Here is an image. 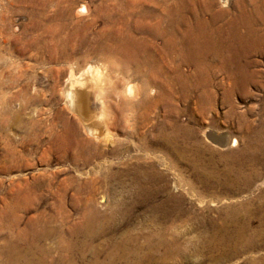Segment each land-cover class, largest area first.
I'll return each mask as SVG.
<instances>
[{
    "label": "rangeland",
    "instance_id": "obj_1",
    "mask_svg": "<svg viewBox=\"0 0 264 264\" xmlns=\"http://www.w3.org/2000/svg\"><path fill=\"white\" fill-rule=\"evenodd\" d=\"M52 1L55 0H35L30 3L23 0H0V78H2L0 79V223L3 226H8L10 222L16 220L18 227L17 230L14 229L12 231L8 228L4 231L0 229V264H12V255L10 253L5 254L4 249H1L4 240L8 239L10 243L15 244L17 247L16 252L17 250L20 253L22 252L21 249H23L24 243L17 239L15 234L17 231L22 232L25 230L30 219L35 220L43 217L45 220H48V224L39 222L38 224L40 225L36 223V227L45 225L49 226L50 230L54 228L57 231H61L62 229V233L65 232L67 234V229L78 225L82 211L89 210L90 207L96 208L103 215L110 216L112 214L113 216H111V223H106L104 220L96 223L98 226L102 224V227H109V231L104 237L102 236L93 242V248L102 252L99 255L100 261L105 260L104 253L106 250H113V248H109L110 245L113 246L114 243L120 242V239L124 236H133L127 240L125 249H128L129 252H134L137 256L135 255L136 257H134L133 254L132 259L123 261L129 264H147V262L148 264L151 262V264H264V91L252 84L248 86L246 90L247 94L243 96L237 93L232 94L230 102L234 107L235 114L229 117L225 116L228 104L221 102L222 90L219 87L220 85L210 86V90L215 96L214 107L204 115H200L196 111L194 105L195 99L192 97L194 95L189 97L185 102L174 97L175 99L173 98L172 105L170 106L176 110L173 113H165L168 115L165 116L166 120H168L167 123L177 124L179 127L165 128L164 133L168 139V145L165 146L167 149L163 151L158 145V147L153 145L149 150L152 151L153 149L154 151L150 152L148 156H143L141 151L139 153L132 147L133 149L128 148L130 150L123 155H139L141 160L138 162L140 163L138 166L140 167H136L134 174L140 175L145 179L148 185L145 183L144 187H147L146 189L149 190L144 189L147 193H150L148 198H151V200L148 199L149 201L143 202L147 199V196H145L144 200L138 201L139 204L137 203V206L135 205L133 208H130V204L133 202V197L131 198L132 189L135 186L134 184H130V178L127 177L129 172L126 173L127 168L122 163L124 159L123 161L111 160L112 167H115L111 169L108 163L103 164L102 161L104 158L108 161L112 159L111 156H108L110 155L109 152L106 151L112 146L110 144L111 138L108 139L109 141L104 142L86 136L84 135L83 127L76 122V125H78L76 128L81 137L90 141L91 139L92 141L95 140L96 143L99 142L97 143L99 149L103 151L101 155L102 159L90 157L89 161L85 164L79 161L75 164L65 159L57 161L54 153L50 152L47 156L44 152H46L45 150H47L54 133H59L63 129L59 121V115L63 114V116L67 115V117H71L63 103V89H61L67 81L68 75L73 74L76 77L88 67L96 68L103 75V83L101 84L102 89H104L103 94L110 93V85L113 82L119 84L118 81L126 80V77L131 74L130 70L133 67V63L135 64L134 61L136 63L140 62V60L142 61L145 59L147 53V51L144 53V50L141 48L130 50L129 48L122 49L110 45L116 41L114 40L115 38L125 37L124 32L112 30L117 28L114 22L118 20L117 17L122 15V13H130L129 16L133 18L139 15V12L143 8L149 7L157 12V9L151 5L162 0H104V2L102 0H65L68 15L61 19L62 21L57 22L53 18L55 9L57 8L51 6ZM167 1L170 2V0ZM233 1L227 0V5L222 6L220 0H214L213 9L215 11L220 9L233 11ZM255 1L264 3L263 0ZM82 5L87 7V13L83 11L79 12ZM136 12L138 13L136 14ZM43 15L45 17L42 18ZM107 20H110V23ZM58 23L60 25L63 24L61 25L64 27L62 28L63 30L55 31L53 29V25ZM43 25L48 28H44ZM103 26L104 29H102ZM138 36L136 35L135 37ZM100 43H103L104 46L102 45L99 48ZM65 55L68 56L66 57ZM250 59L254 60V65L252 63L250 69L254 70L256 81L264 86L263 57L251 56ZM174 62L167 67L169 74V70L175 66H178L182 74L188 73L189 69L186 64H181L182 62L179 61ZM128 63H130V66ZM257 74L261 76L259 77ZM217 77L214 80L215 82L219 81L220 78L223 80L221 75ZM133 81V84H140L138 80ZM223 81L225 83V80ZM223 86L226 87L225 84ZM90 106L92 108L91 116L94 115L91 118L95 120L99 115V106L95 102L93 103V101L90 103ZM141 112L142 110L138 111V113ZM160 114L161 112L158 110L153 112L150 128L148 126L142 129L137 128L136 133L143 132L142 134L145 136H149V133L150 135H155L160 128L155 126H159L165 121V119L160 120ZM239 121L240 123L243 122L242 127L238 126L237 122ZM96 124L99 129H104L99 121ZM112 129L110 133L115 136L113 137V139L115 138V142L118 141L122 146L128 147L137 142L134 146H138L140 135L136 134L131 136L130 139L127 136L128 130L124 132V130L119 128ZM208 132L213 135L225 134L228 137L225 145H220L214 140L209 139L207 137ZM233 139L236 141L234 146H232ZM152 140L154 141L155 139ZM156 142H158L157 139ZM247 145H250V148H247ZM8 149L14 152L11 157L6 154V150ZM163 155L164 157H162ZM144 159L146 162H143ZM237 160H240L241 163L243 162V173L241 172L240 176H236L234 173H229L226 170L230 166L237 165L234 162ZM243 165H248L249 168ZM130 166L131 164L127 165V167ZM253 166H255V169L251 168ZM115 171H117L116 174L112 175ZM117 174H120L119 177H117ZM221 175L226 176L222 178ZM124 176L126 177L124 178ZM161 177H163L162 180ZM216 178L219 182L215 183L217 181ZM235 179L236 181L234 182ZM229 180L233 181L230 182ZM86 184L89 185L86 186ZM77 189H80V191H77ZM75 192H79L80 195L78 196V204L73 205L72 195H75ZM61 194L64 196H61ZM158 200L160 204L162 203L160 208L154 207L159 202ZM163 200L164 202H162ZM118 201L125 206L116 208V203L119 205ZM149 206H153L154 208ZM165 206L168 207L166 208ZM260 211L262 212L260 213ZM261 216H263V219L260 218ZM49 217L54 218L52 220ZM241 226H245V229L248 231L244 230V233L240 234ZM254 230H256V234ZM173 231L179 238L176 235L174 236L175 233ZM166 232H168V235ZM235 234L238 235L237 237H240L239 234L244 237H241L242 239H231L233 238L231 236H235ZM228 236L229 238L227 239ZM219 237H222L221 244L218 242ZM149 239L150 241H148ZM60 240H62L61 236L56 233L37 244V246H41H38L40 249L44 248L48 251L49 255L45 257L48 258L47 261L49 259L54 261V264H58L57 258L60 256ZM201 241L205 244L201 243ZM210 241L214 242L211 243L212 246L205 247L210 244ZM159 243L160 245H158ZM224 245L227 246L225 247ZM216 247L217 249H215ZM50 249L51 251H49ZM148 251L153 252L151 259L146 261L147 258L145 256ZM16 252L13 256H16ZM58 253L59 255H57ZM38 254L33 256L28 255L27 257H36L34 259L39 260L40 256L42 259L41 254ZM86 258L87 260L91 259V255L87 254ZM134 258L143 260L140 263ZM123 262L120 261V264H123Z\"/></svg>",
    "mask_w": 264,
    "mask_h": 264
},
{
    "label": "bare ground",
    "instance_id": "obj_2",
    "mask_svg": "<svg viewBox=\"0 0 264 264\" xmlns=\"http://www.w3.org/2000/svg\"><path fill=\"white\" fill-rule=\"evenodd\" d=\"M23 1H29V3H30V2L35 1V0H23ZM102 1L104 2V0H102ZM226 2H227V0H220V3L222 6L227 5ZM213 3H214V0H170V2L167 0H162L161 2L153 3L151 5L157 9V12L148 7V8H143L142 11L139 12V15H136L133 18H131L129 16L130 13H122V15H119V17H117L118 20L116 22H114L116 24L117 28L112 29V30L124 32L125 37L115 38L114 40H116V41L110 45L117 47V48H122V49L129 48L130 50L131 49L135 50V49L141 48L144 50V53H146V51H147L145 59H143L142 61L140 60V62H138V63H136V61H134L135 64L132 62L133 67L130 70V73H131L130 76L126 77L127 78L126 80L118 81L119 84H117V82H113V84L110 85L111 86V88H110L111 92L109 91L110 93H107L106 95L103 94L104 89H102V86H101V84L103 83V75L101 74V72L98 69L88 67L87 69H84L76 77L73 74H69L67 81L65 82L63 88L61 87V89H63L62 90L63 103L66 106L67 111L69 112L71 117L69 118V117H67V115L63 116V114L59 115V121H60V123L62 125L61 127L63 129L61 128L62 129L61 132L58 131L59 133H56V134L54 133L53 137L52 138L50 137L51 141L48 144L47 150H45L46 152H44V153L47 156H48V154H50V152L54 153L57 161H62L65 159V160H69L71 163H75V164L77 163V161H79L82 164H85L89 161L90 157H92V158L96 157V158L100 159L103 151L99 149V146L97 144L99 142L96 143L95 140L92 141V139H91V141H90L89 139H85V138L81 137L77 131V128H76L78 126V125H76V122H77L79 125H81L83 127V131L85 133L84 135H86V136H89L93 139H96L98 141L101 140L104 142L109 141L108 139L111 138L110 144L112 146H110V149H107L106 151L109 152L110 155H108V156H111L112 159H110L108 161L106 158H104V159L101 158L103 161V164L108 163V166L111 169V168H115V167H112V161L113 160L123 161V159H124V161L122 163L126 166V167L125 166L124 167L127 168V171L126 170L125 171H126V173L129 172V175H127V177L130 178L129 179L130 184H134V186H135V188L132 189L133 191L131 194V198L133 197V202L130 201V202H132L130 204V208L131 207L133 208L138 203L139 200H140V202H141V200H144L145 196H147V199H145L143 202L149 201L148 199L151 200V198H148V195L150 193H147V191L149 189H146L147 187H144V185L146 183L145 179L143 177H141L140 175H139L140 176L139 177L136 174H134L136 167L138 166V164H140V163H138L141 160L139 155L138 154L137 155H130V156L129 155L123 156V155H125V153L128 150H130L128 148H132V147L135 148L138 152L141 151L142 152L141 154L143 156H148V154L150 152L154 151L153 149H152V151L149 150L153 145L154 146L158 145L159 148H161V150H163V151H165L167 149L165 146L168 145L167 144L168 139L164 133L165 128L166 127H171V128L172 127L173 128L179 127L177 124H171L170 123L171 124L170 125L169 123H167L168 120H166V116H168L166 114L167 113L168 114L173 113L176 110V109L174 110L173 107L170 106V105H172L171 103H172V100L174 97L179 98L185 102L186 100H188L189 97L194 95L192 97H194V99H195V102H194L195 109L200 115H204L205 113L209 112L214 107L215 96H214V94H212V91L210 90V86L212 87V85L213 86H219L220 85L219 87L222 90V101L221 102L224 104H228L227 105L228 110L225 113L226 114L225 116L229 117V116L235 114L234 107L230 102L232 94L237 93L238 95L240 94L243 96V95L247 94L246 90H247L248 86H250L252 84L255 85L256 87H258L260 90L264 91V86L260 85V83L258 81H256V78H255L256 74L254 73V70L250 69L251 65L254 61V60L250 59L251 56H261L264 59V11H263L264 10V3L263 2L261 3V1L257 2L255 0H246V1L245 0H234L233 1L234 4L232 3L234 5L233 11H226V10H221V9L218 11H215L213 9V6H214ZM40 6H42V5H40ZM51 6H54L55 8H57V9H55V12L53 15V18L56 22L60 21L61 19H63L64 17H66L68 15L67 5L65 3V0L52 1ZM117 7H119V6H117ZM80 8H81V11H79V12H82V11L86 12L87 11V7L85 5H82ZM47 9H49V8H47ZM40 10H42V9H40ZM31 12H30V14H31ZM132 12H133V10H132ZM137 13L138 12H136V14ZM51 15H52V13H51ZM43 17H45V16L43 15L42 18ZM28 18L30 19V17H28ZM33 19H34V17H33ZM107 22L110 23V20L109 21L107 20ZM107 22H106V26H107ZM31 25H32V23H31ZM54 25H53V29L55 31H59L60 29L64 28L63 26H61L63 24L60 25L58 23V24H54ZM43 26H44V28H48L45 25H43ZM110 28H113V27H110ZM102 29H104V26L102 27ZM107 31H109V30H107ZM72 32H74V31H72ZM105 33H107V32H105ZM114 33H115V31H114ZM110 34H111V32H110ZM136 35H139V36L135 37ZM58 42H59V40H58ZM102 45H103V43H100L99 48L102 47ZM58 46H59V44H58ZM19 49H20V47H19ZM114 51L116 52V50H114ZM120 56H121V54H120ZM132 56H134V55H132ZM121 58H122V56H121ZM52 61H54V60H52ZM174 61L175 62L179 61V62H182L181 64H183V63L186 64L188 66V69H189L188 73L182 74L180 72L178 66H175L174 68L169 70V72H170V74H169L167 71V69H168L167 67L170 66L172 64V62H174ZM129 64L130 63H128V65ZM253 65H254V63H253ZM258 73H260V72H258ZM218 75L219 76L221 75L222 79L225 80V83H223L224 81L221 80V78L217 82L214 81ZM257 76H259V75L257 74ZM0 79H2V78H0ZM133 80H138L140 84H133V82H134ZM224 84L226 85V87L223 86ZM92 101H93V103L95 102L99 106V115L97 118H95V120H93L91 118L94 116V115L91 116V113H92L91 109L92 108L90 106V103ZM139 110H142V112L138 113ZM157 110L161 112V114H160L161 119L160 120L162 121L163 119H165V121H163L161 123V125L155 126L158 128L160 127L159 130L157 131V133L155 135H150V133H149V136L146 135L148 137L143 135L142 134L143 132L139 133V134H138V132L136 133L137 128L142 129L144 127L146 128L147 126L150 128V125L152 122V120H151L152 119V113L157 111ZM126 111H127V113H126ZM235 116H237V115H235ZM153 117H155V116H153ZM154 120H155V118H154ZM97 121H99V123L102 124V126L104 127L103 130L98 128V125L96 124ZM237 124L239 127H242L243 122L240 123V121H239V122H237ZM245 124H246V122H245ZM112 128H119L121 130H124V132H126L125 130H128L129 133L127 134V136H129L128 138H130V139H131V136H134L136 134L140 135V137H139L140 142H138L139 143L138 146H134V144L137 143L135 141H134L135 143H133V145L131 144L132 142L130 143L131 147L130 146L128 147L125 145L122 146V144H120L118 141L115 142L114 141L115 138L113 139V137H115V136H113L110 133ZM138 131H140V130H138ZM51 134H52V132H51ZM207 137L209 139L214 140L215 142L219 143L220 145L221 144L225 145V143L228 139V137H226L225 134L213 135L210 132L207 133ZM135 138H136V136H135ZM152 139H155V140L153 141ZM156 139L158 140V142H156ZM9 141H10V139H9ZM7 143H8V141H7ZM232 143H233L232 146H234L236 144V141L233 139ZM27 146H28V144H27ZM251 147H253V146H251ZM106 148H107V145H106ZM247 148H250V145H247ZM157 151H155V152H157ZM158 152H160V151H158ZM13 153L14 152L11 149L6 150V154L9 157H11ZM253 154H254V152H253ZM253 154H251V155H253ZM149 157H150V155H149ZM160 157H161V155H160ZM162 157H164V155ZM144 160H143V162H146V160L145 161ZM240 160L234 161L235 163H237V165L230 166L228 169H226L227 172H229V173L231 172V173H234L236 176H240L241 172H242V168H243L242 167L243 162L241 163ZM228 161H230V160H228ZM147 162H149V161H147ZM91 163H93V162L91 161ZM129 164H131V166L127 167V165H129ZM243 166L248 167V165L247 166L243 165ZM139 167L140 166H138V168ZM254 167L255 166H253L251 168H254ZM94 168H96V167H94ZM140 170H142V169H140ZM89 171H90V169H89ZM117 171H115V173H112L113 172L112 171L111 172L112 175L116 174ZM93 172H94V170H93ZM106 172H104V173H106ZM95 173H97V172H95ZM120 173H121V170H120ZM254 174H256V173H254ZM119 175L117 174V177H119ZM225 176H222V178ZM251 176H252V174H251ZM125 177L126 176H124V178ZM159 177H160V175H159ZM242 177H243V174H242ZM162 178L163 177H161V180H162ZM228 179H230V178H228ZM252 179H250V180H252ZM150 180H152V179H150ZM216 180H217V178H216ZM232 181H230V182H232ZM235 181H236V179L234 180V182ZM90 182H92V181H90ZM103 182H105V181H103ZM216 182H219V181L217 180V181H215V183ZM226 182H227V180H226ZM106 183H108V182H106ZM125 183H127V182H125ZM123 184H122V186H123ZM88 185L86 184V186H88ZM160 185H161V183H160ZM115 189H116V187H115ZM77 191H80V189H77ZM107 191H108V189H107ZM109 191H111V190H109ZM114 193H116V192H114ZM124 193H126V192H124ZM124 193H123V195H124ZM79 195H80L79 192H75V195L74 194L72 195L73 205H75L76 203L78 204V196ZM109 195H110V193H109ZM61 196H64V195L61 194ZM169 198H170V196H169ZM80 199H81V197H80ZM115 200H116V198H115ZM81 202H82V200H81ZM162 202H164V200ZM35 203H36V201H35ZM158 203L155 204L154 207L160 208V205L162 203L160 204V201ZM116 204H115L116 208L124 205L123 203H120V202H119V205H118V203H116ZM126 204H127V202H126ZM177 204H179V203H177ZM145 205H147V204H145ZM60 206H61V204H60ZM149 207H153V206H149ZM162 207H163V205H162ZM109 208H110V205H109ZM174 208H176V207H174ZM111 210H113V209H111ZM122 210H124V209L122 208ZM126 210H128V209H126ZM159 210H161V209H159ZM256 210L258 211V209H256ZM163 212H164V210H163ZM169 212H171V211H169ZM261 212L262 211H260V213ZM175 213H176V211H175ZM253 214H254V212H253ZM166 215H164V216H166ZM35 216H37V215H35ZM111 216H112V214L110 216H106L105 214L103 215L102 213H100L96 208L90 207L89 210L86 209V210L82 211L80 219L78 218L79 219L78 225H76L70 229H67V234L65 232L62 233V229H61V231H57V229H54V228H52V230H50L51 228H49V226H45V225H42L40 227H36V225L39 222H45L48 224V220L47 219L45 220L43 217H39L35 220L30 219L28 221L29 224H27L26 229L23 230L22 232L17 231L15 234V237L24 243V247L22 246L23 249H21L22 252L20 253V251H18V250L16 252V248H17L16 245L13 243H10V241L6 237H5V239H7V240L3 241V247L1 249H4L5 254L10 253L12 255V257L10 256L12 264H54V261H52L50 259L47 261L48 258L45 257V256L49 255L48 251H46V249H44V248L40 249L39 247H41V246L38 245L39 246L38 247L37 244L39 242L47 239V237H49L50 235L57 233L58 235L61 236V239H62V240H60L61 244L59 245L60 246V256L57 258L58 264H120V261L123 262L126 259H130L133 254H134L133 255L134 257L137 256L134 252H129L128 249H127L128 251L125 249V245H126L127 240H129L133 236H131V237L127 236L126 237L123 235L124 237L120 239V242H116L117 244L114 243L113 246L110 245L109 248L111 247V248H113V250H110V249L106 250V252L104 253L106 258H104L105 260H103V261L99 260V255L102 254V252H99L93 248V242L97 241L102 236L104 237V235L107 234L109 231V227H106V228L104 226L102 227V224L98 226V225H96V223H98L100 220H104V222H106V223H108V222L111 223L110 220L113 217V216L112 217ZM257 216L259 217V215H257ZM69 217H70V215H69ZM157 217H158V215H157ZM49 218L52 219L54 217H49ZM126 218H128V217H126ZM260 218L263 219V216H261ZM153 220H154V218H153ZM167 220H169V219H167ZM248 221H249V219H248ZM258 222H260V221H258ZM16 223H17L16 220L13 222H10L9 223L10 225H8V226H3L0 223V229H3V231L6 228H8L11 231L14 229L17 230L18 227H17ZM156 224H158V223H156ZM243 224H241V225H243ZM38 225H40V224H38ZM248 225H250V224H248ZM159 226H161V225H159ZM259 226H261V225L259 224ZM263 226H264V224H263ZM63 228H65V227H63ZM213 228H214V226H213ZM232 228H233V226H232ZM244 230H247V229H245V226H243L240 229L241 233L239 231H237V232H239L240 234H243ZM255 231L256 230H254V232ZM225 232H226V230H225ZM150 233H152V232H150ZM173 233H175V232L173 231ZM210 233H211V231H210ZM122 234H124V233H122ZM166 234L168 235V232H166ZM236 234H235V236H231L233 238H231V237L230 238L236 239V238L244 237V236H241L240 234H239L240 237H237L238 235H236ZM255 234H256V232H255ZM175 235H176V233L174 234V236ZM158 236H160V235H158ZM143 237H145V236H143ZM167 237L169 238V236H167ZM171 237H173V236H171ZM201 237H200V239H201ZM222 237H219V241L218 240L217 241L218 242L222 241ZM139 238L141 239V237H139ZM177 238H179V236H177ZM228 238H229V236L227 237V239ZM215 240H216V238H215ZM148 241H150V239ZM203 241H201V243H203ZM169 242H171V241L169 240ZM174 242H175V240H174ZM108 243H109V241H108ZM110 243H111V241H110ZM136 243H138V241H136ZM211 243H214V242L210 241V244H208V246H205V247H209V245L212 246ZM147 244H149V243H147ZM177 244H179V243H177ZM203 244H205V243H203ZM219 244H221V242ZM231 244H232V242H231ZM158 245H160V243ZM200 245H202V244H200ZM196 246H198V245H196ZM214 246H216V245H214ZM134 249H136V248H134ZM215 249H217V247ZM215 249H213V250H215ZM157 250H159V249H157ZM165 250H166V248H165ZM183 250H185V249H183ZM198 250H200V249H198ZM220 250H221V248H220ZM49 251H51V249ZM15 252H16V256H13V254H15ZM54 252H55V250H54ZM152 252L148 251L146 253V256H145L147 258L146 261L151 259ZM166 252H167V250H166ZM172 252H174V251H172ZM205 252H207V251H205ZM37 253L41 254L42 259L40 258V256H39V260H35L34 258H36V257H34V258H32V257L28 258L27 257L28 255L33 256ZM50 254H51V252H50ZM87 254L91 255V259L87 260V258H86ZM156 254H155V257H156ZM164 254H165V252H164ZM232 254H234V253H232ZM57 255H59V253ZM153 255H154V253H153ZM172 255H173V253H172ZM160 256H163V255H160ZM231 256H233V255H231ZM134 259H136V258H134ZM136 260L141 263L143 259L140 260L139 258H137ZM159 261H162V260H159ZM123 264H129V263L123 262ZM147 264H148V262H147Z\"/></svg>",
    "mask_w": 264,
    "mask_h": 264
}]
</instances>
